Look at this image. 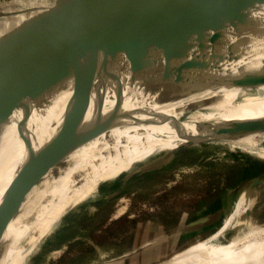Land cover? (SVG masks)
<instances>
[{"label":"bare ground","instance_id":"obj_1","mask_svg":"<svg viewBox=\"0 0 264 264\" xmlns=\"http://www.w3.org/2000/svg\"><path fill=\"white\" fill-rule=\"evenodd\" d=\"M44 106L45 91L38 89L0 113V184L37 139ZM87 112L93 128L42 173L22 204V213L31 214L19 226L35 229L29 244L97 183L158 151L210 138L230 149L264 152V22L253 14L231 15L174 47L144 51L92 74L72 123ZM253 188H244L229 219L239 218L238 231L226 237L221 229L157 264H264V224L248 216ZM12 211L0 215V231Z\"/></svg>","mask_w":264,"mask_h":264},{"label":"rangeland","instance_id":"obj_2","mask_svg":"<svg viewBox=\"0 0 264 264\" xmlns=\"http://www.w3.org/2000/svg\"><path fill=\"white\" fill-rule=\"evenodd\" d=\"M9 2L0 0V19L17 14L3 11ZM25 4L34 6L33 0ZM202 143L158 151L100 181L29 244L35 229L19 224L31 214L33 203L29 215L22 204L35 183L0 231V264H157L221 229L231 236L239 229V218L229 219L242 191L264 179V152L230 149L218 140ZM253 189L250 215L264 224V184Z\"/></svg>","mask_w":264,"mask_h":264},{"label":"water","instance_id":"obj_3","mask_svg":"<svg viewBox=\"0 0 264 264\" xmlns=\"http://www.w3.org/2000/svg\"><path fill=\"white\" fill-rule=\"evenodd\" d=\"M65 3L44 8L51 14L0 38V113L45 91L38 137L0 184V215L12 211L42 173L93 128L91 112L72 123L92 74L144 51L174 47L231 15L253 14L264 22V0H92L72 8ZM262 183L261 178L250 184Z\"/></svg>","mask_w":264,"mask_h":264},{"label":"crops","instance_id":"obj_4","mask_svg":"<svg viewBox=\"0 0 264 264\" xmlns=\"http://www.w3.org/2000/svg\"><path fill=\"white\" fill-rule=\"evenodd\" d=\"M9 4L4 5V12H14L16 15L3 16L0 19V38L6 34L36 20L51 14V11L44 8L53 6L59 0H33L34 6L28 7L27 4L32 0H9ZM66 1L64 8H72L77 5L90 2L92 0H64Z\"/></svg>","mask_w":264,"mask_h":264}]
</instances>
